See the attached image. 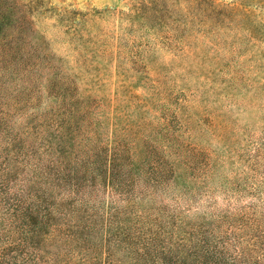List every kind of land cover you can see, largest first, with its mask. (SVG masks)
<instances>
[{
  "label": "rangeland",
  "instance_id": "obj_1",
  "mask_svg": "<svg viewBox=\"0 0 264 264\" xmlns=\"http://www.w3.org/2000/svg\"><path fill=\"white\" fill-rule=\"evenodd\" d=\"M5 5L0 219L61 264H264V0Z\"/></svg>",
  "mask_w": 264,
  "mask_h": 264
},
{
  "label": "trees",
  "instance_id": "obj_2",
  "mask_svg": "<svg viewBox=\"0 0 264 264\" xmlns=\"http://www.w3.org/2000/svg\"><path fill=\"white\" fill-rule=\"evenodd\" d=\"M2 13L6 15V5L5 11L1 9L0 16ZM1 58L8 63L5 70L12 72L13 65L9 62L10 53L3 50ZM29 209L11 207L10 222L5 218L0 219V264H61L48 251L51 244L42 239L44 235H40L38 230L40 224L36 229L29 227L27 223L20 226Z\"/></svg>",
  "mask_w": 264,
  "mask_h": 264
}]
</instances>
